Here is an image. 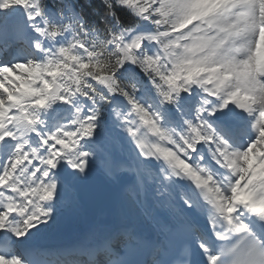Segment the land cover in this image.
<instances>
[{
    "label": "snow or ice",
    "instance_id": "obj_1",
    "mask_svg": "<svg viewBox=\"0 0 264 264\" xmlns=\"http://www.w3.org/2000/svg\"><path fill=\"white\" fill-rule=\"evenodd\" d=\"M10 39L0 264H264V0H0ZM116 140L128 183L159 184L131 201L156 237L100 221L49 258L34 242L95 175L127 188Z\"/></svg>",
    "mask_w": 264,
    "mask_h": 264
},
{
    "label": "rangeland",
    "instance_id": "obj_2",
    "mask_svg": "<svg viewBox=\"0 0 264 264\" xmlns=\"http://www.w3.org/2000/svg\"><path fill=\"white\" fill-rule=\"evenodd\" d=\"M114 149L119 155L130 160L129 154L131 153V147L126 140L123 142H121L120 140H116L114 142ZM131 155L134 156L135 153H131ZM132 200H135L134 195L125 196L123 194H119L114 204L109 208L110 209L109 217L110 216L115 217L116 215L114 214L122 213L127 209H131L130 207H128V204L131 203ZM80 217L81 220L79 221ZM83 221L84 218L82 216V212L78 208H76L74 211L65 210L64 213L62 214L59 224L55 228L43 232L41 235H43L44 233L52 234L55 230L57 232H61L66 228H69L70 226L74 225L75 223H81Z\"/></svg>",
    "mask_w": 264,
    "mask_h": 264
},
{
    "label": "water",
    "instance_id": "obj_3",
    "mask_svg": "<svg viewBox=\"0 0 264 264\" xmlns=\"http://www.w3.org/2000/svg\"><path fill=\"white\" fill-rule=\"evenodd\" d=\"M113 188L99 174L95 175L90 181L89 186L82 192L81 203L93 215L99 207L106 205L113 198Z\"/></svg>",
    "mask_w": 264,
    "mask_h": 264
},
{
    "label": "bare ground",
    "instance_id": "obj_4",
    "mask_svg": "<svg viewBox=\"0 0 264 264\" xmlns=\"http://www.w3.org/2000/svg\"><path fill=\"white\" fill-rule=\"evenodd\" d=\"M13 40V39H12ZM13 42H15L14 40H13ZM8 43H10V41L8 42ZM16 43V42H15ZM0 47L1 48H3V49H5L6 48V45H3V44H1L0 45ZM116 196L117 195H115V198H116ZM115 200V199H114ZM79 208H81L80 207V205H79ZM110 208V206H103V207H101L100 208V210H99V214H98V216H97V218H93V217H91V215H89V213H87L86 211H84V210H81V211H84V212H82V216H83V218H84V220H86V218H87V220L86 221H88V225H90V224H92V222L94 223V221H98V219H99V217H101L102 216V212H104L105 214L103 215V216H107L108 215V213L106 212V209H109ZM82 209V208H81ZM81 220V217H80V219H79V221ZM76 224V223H75ZM73 225V226H71L70 227V229H72V228H74V226H78L79 224H76V225ZM79 229H82V227H81V225H80V228ZM53 233H57V231L55 230Z\"/></svg>",
    "mask_w": 264,
    "mask_h": 264
},
{
    "label": "trees",
    "instance_id": "obj_5",
    "mask_svg": "<svg viewBox=\"0 0 264 264\" xmlns=\"http://www.w3.org/2000/svg\"><path fill=\"white\" fill-rule=\"evenodd\" d=\"M121 18H122V19L125 21V23L128 24V25L133 24V23L136 22L135 19H134L132 16H130L129 14L124 13V12L121 13Z\"/></svg>",
    "mask_w": 264,
    "mask_h": 264
}]
</instances>
